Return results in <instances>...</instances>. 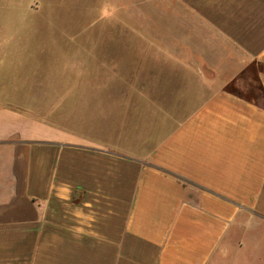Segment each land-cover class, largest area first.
I'll return each mask as SVG.
<instances>
[{
	"label": "crops",
	"instance_id": "1",
	"mask_svg": "<svg viewBox=\"0 0 264 264\" xmlns=\"http://www.w3.org/2000/svg\"><path fill=\"white\" fill-rule=\"evenodd\" d=\"M165 2L133 76L0 107V264H239L264 227V0Z\"/></svg>",
	"mask_w": 264,
	"mask_h": 264
},
{
	"label": "rangeland",
	"instance_id": "2",
	"mask_svg": "<svg viewBox=\"0 0 264 264\" xmlns=\"http://www.w3.org/2000/svg\"><path fill=\"white\" fill-rule=\"evenodd\" d=\"M153 1L0 0V107L37 106L47 100L29 97L32 91L54 90L55 84L103 90L119 77L117 67L133 76L136 52L121 44L151 41L152 11H166L165 0L162 8ZM155 22L160 27L165 19ZM134 85L131 77L124 90ZM244 238L238 263L264 264V227Z\"/></svg>",
	"mask_w": 264,
	"mask_h": 264
}]
</instances>
